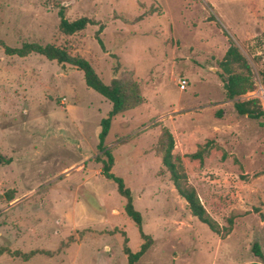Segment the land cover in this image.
Returning a JSON list of instances; mask_svg holds the SVG:
<instances>
[{"label": "rangeland", "instance_id": "1", "mask_svg": "<svg viewBox=\"0 0 264 264\" xmlns=\"http://www.w3.org/2000/svg\"><path fill=\"white\" fill-rule=\"evenodd\" d=\"M60 7L68 20L103 24L102 44L99 24L61 33ZM0 40L51 43L87 59L104 83L121 73L139 83L142 102L113 117L104 140L110 172L130 189L153 240L135 264H264V115L233 106L257 98L264 110V0H0ZM229 40L250 67L235 72L253 86L232 99L219 77ZM110 109L76 67L8 55L0 44V264H124V239L139 249L125 198L95 159ZM163 127L209 215L221 227L232 218L224 237L192 216L174 188L155 151ZM208 140L201 163L186 156ZM38 249L53 255H12Z\"/></svg>", "mask_w": 264, "mask_h": 264}, {"label": "trees", "instance_id": "2", "mask_svg": "<svg viewBox=\"0 0 264 264\" xmlns=\"http://www.w3.org/2000/svg\"><path fill=\"white\" fill-rule=\"evenodd\" d=\"M58 16V30L67 35L81 31L87 25L99 24V28L95 36L98 42L102 44L99 33L103 29V24L97 20L86 16H81L74 20H68L64 15V7L59 8ZM0 44L3 46L4 52L8 55L24 57L30 53H35L44 56L48 60H55L57 63L68 64L76 67L82 71L85 84L111 102V109L109 110L107 117L101 120V130L98 135L99 142L97 144V150L101 152L102 156L100 157L96 155L95 159L101 163L100 173L104 177L112 179L116 183L118 193L125 198L124 212L134 220L140 233L142 243L137 251H131L126 244V238L123 242V252L126 255V262L124 264H135L151 246L153 240L149 234L144 233L142 230L141 217L139 212L133 208L130 189L125 185L124 181L120 177H117L110 172L114 164V159L110 149L104 144V140L112 118L127 110L137 107L142 102L139 83L132 77L131 73H121L119 75H115L111 78L109 83H104L87 59L80 55H72L68 53L66 49L51 43L42 45L38 43L25 42L20 47H9L4 45L0 40ZM219 65L222 69V72L219 73V77L228 98L232 99L252 89L253 86L252 83L249 82V79L241 72H235L234 70L235 66L246 71H249L250 67L232 40H229V46L222 59L219 61ZM118 70L119 65H116L114 67V74H117ZM261 75L264 79V71L261 72ZM262 84L264 85V80ZM233 106L238 114L247 115L249 118L259 119L264 115V110L257 98L237 100L233 103ZM210 144L211 140H208L203 146H200L196 151L189 153L186 156L190 159H197L201 163L203 161V155L205 151H207ZM173 149V135L168 128L163 127L160 135L158 136L155 151L160 156L162 164L167 170L169 178L172 181L178 195L185 200L191 215L196 217L200 222L206 224L212 232L223 237L229 234L232 229V218L229 217L227 219V227H221L217 221L209 215L195 189L187 184L186 173L181 162H179V158L173 156ZM91 203L95 204L93 198H91ZM254 210L259 211L257 208ZM251 249L255 256L263 257L260 246L257 242L252 244ZM1 253H3L2 249H0V254ZM36 254L52 256L53 252L43 249L30 250L29 252L15 250L12 252L13 256L20 257L23 260H28ZM245 264L263 263L253 261Z\"/></svg>", "mask_w": 264, "mask_h": 264}, {"label": "built area", "instance_id": "3", "mask_svg": "<svg viewBox=\"0 0 264 264\" xmlns=\"http://www.w3.org/2000/svg\"><path fill=\"white\" fill-rule=\"evenodd\" d=\"M181 87H183V84H180ZM247 97H249L250 93L248 92L247 94H245ZM61 104H65L66 103V99L64 97L61 98L60 100Z\"/></svg>", "mask_w": 264, "mask_h": 264}]
</instances>
